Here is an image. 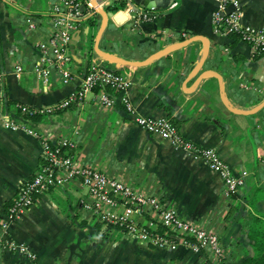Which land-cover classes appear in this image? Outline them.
Masks as SVG:
<instances>
[{
    "label": "crops",
    "instance_id": "0c3cea01",
    "mask_svg": "<svg viewBox=\"0 0 264 264\" xmlns=\"http://www.w3.org/2000/svg\"><path fill=\"white\" fill-rule=\"evenodd\" d=\"M54 1L0 2V69L4 72L0 88V241L4 245L0 264H199L183 244L155 246L124 231L120 237H107L102 230L110 227L88 218L79 206L85 189L73 183L37 194L30 206L12 220L7 218L19 183L34 175L42 157L38 137L5 122L22 116L18 103L51 104L78 86V76L63 83L51 75L44 83L31 71L36 43L48 32ZM132 1L155 16L137 20L124 4L109 3L101 47L141 59L171 41L202 34L208 37L209 48L201 69L221 74L229 103L250 108L264 101V53L253 55L248 43L216 27L213 17L219 0ZM238 1L239 21L264 29V0ZM28 19L35 22V28ZM99 21L97 13L80 19L69 41L78 71L95 54L92 45ZM201 50V41L194 40L141 66L116 65L99 56L129 78L124 90L106 89L115 97L113 106L98 101L102 88L96 86L79 104L40 113L29 122L53 136L73 138L80 160L155 193L186 216L204 215L220 233L226 263L241 264L254 252L247 234L252 214L261 216L264 229V104L252 113H235L222 102L215 76L206 74L196 83L191 72ZM15 65L23 70L18 73ZM124 96L139 113L168 117L182 137L214 148L233 171L245 172L244 183L236 192L224 193L219 173L202 158L133 121ZM6 241L25 244L34 256L7 247Z\"/></svg>",
    "mask_w": 264,
    "mask_h": 264
},
{
    "label": "built area",
    "instance_id": "2783aa9c",
    "mask_svg": "<svg viewBox=\"0 0 264 264\" xmlns=\"http://www.w3.org/2000/svg\"><path fill=\"white\" fill-rule=\"evenodd\" d=\"M97 2L105 8L109 3L124 4L137 20H150L155 16L132 0ZM50 9L52 14L49 29L36 43V58L31 71L44 83L49 81L51 75H56L63 83L78 76V86L61 100L51 104L30 106L18 103L21 114H50L70 104H79L85 93L96 86L102 88L97 94L98 101L105 107L113 106L115 97L108 93L105 87L126 89L129 85L127 75L102 62L98 55L92 53L85 67L78 71L73 66L69 51V41L78 21L95 13L90 0H55ZM239 12L238 0H219L213 17L216 27H223L225 32L237 34L239 39L249 44L253 55L264 53V29L242 24L239 21ZM28 22L30 27L35 28L33 20L28 19ZM15 70L19 73L23 67L15 65ZM3 81L4 72L0 69V88ZM122 99L126 110L139 126L190 149L195 156L202 158L208 167L217 171L224 193L232 194L244 183L245 172L233 171L214 148L199 146L182 137L170 118L143 115L126 96ZM29 120V117L21 116L18 119L11 117L5 122L7 126L14 129L23 128L38 137L41 141L42 157L34 175L19 183L16 195L7 210L8 219L12 220L22 209L30 206L37 194L73 183L77 188L85 189L79 206L91 221L116 227L155 246L186 245L197 256L199 264H228L220 233L207 223L204 215L186 216L155 193L135 187L105 169L80 160L73 138L67 134L53 136L47 130L34 127ZM6 242L7 247L34 256L25 244ZM2 246L4 245L0 241V248Z\"/></svg>",
    "mask_w": 264,
    "mask_h": 264
},
{
    "label": "water",
    "instance_id": "95a60500",
    "mask_svg": "<svg viewBox=\"0 0 264 264\" xmlns=\"http://www.w3.org/2000/svg\"><path fill=\"white\" fill-rule=\"evenodd\" d=\"M91 5L94 8V12L97 13L100 16V21L98 24V27L95 31L94 34V40H93V51L96 55L100 56L102 59L108 61L109 63H114L116 65H134V66H141L145 65L152 60L166 55L171 51H174L176 49H179L190 42L194 40H199L202 43V50H201V55L199 57V60L195 64L191 75H195L194 81L196 83L200 80V78L206 74L213 75L217 78L218 80V85H219V90H220V97L224 105L231 111L235 113H252L259 107H261L264 104V101H261L260 103L254 105L253 107L250 108H238L233 106L232 104L229 103V101L226 98L225 91H224V83L221 74L210 68L206 69H201L202 65L204 63V60L208 54V48H209V39L207 36L202 35V34H192L187 37H183L181 39H178L176 41H171L167 43L166 45L156 49L155 51L151 52L147 56L141 58V59H133L130 57H126L124 55H121L115 51H112L110 49H106L100 46L99 41L102 36V33L104 32L107 23H108V13L105 7L101 6L98 4L97 0H90ZM76 40H73V43H75ZM201 69V71H200Z\"/></svg>",
    "mask_w": 264,
    "mask_h": 264
},
{
    "label": "trees",
    "instance_id": "16d2710c",
    "mask_svg": "<svg viewBox=\"0 0 264 264\" xmlns=\"http://www.w3.org/2000/svg\"><path fill=\"white\" fill-rule=\"evenodd\" d=\"M89 22L92 21L90 17L87 18ZM237 36L235 33H230ZM117 70V69H116ZM112 87L106 86L105 89H111ZM20 113V109H19ZM22 116L29 117L31 119L40 117L41 114L29 115L27 113L21 114ZM262 218L260 215H251V221L248 226V237L251 240V245L253 247V254L246 255L241 264H264V229L260 226Z\"/></svg>",
    "mask_w": 264,
    "mask_h": 264
},
{
    "label": "rangeland",
    "instance_id": "374dc122",
    "mask_svg": "<svg viewBox=\"0 0 264 264\" xmlns=\"http://www.w3.org/2000/svg\"><path fill=\"white\" fill-rule=\"evenodd\" d=\"M103 226H101V228H102ZM100 228V229H101ZM110 231H109V230ZM94 230V232H96V233H93V234H97V231L95 230V228L93 229ZM99 231V230H98ZM102 233L103 234H105L107 237H111L112 239L113 238H117V237H120L121 235H123L124 233H123V231H121V230H119V229H117L116 227H110V228H107V229H105V230H102ZM139 239V238H138ZM140 241H142L141 239H139ZM142 242H145V241H142Z\"/></svg>",
    "mask_w": 264,
    "mask_h": 264
}]
</instances>
